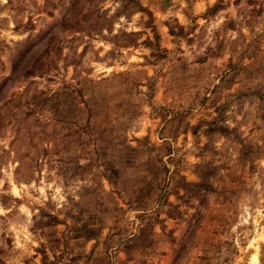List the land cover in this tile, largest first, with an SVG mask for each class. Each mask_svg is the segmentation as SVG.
Here are the masks:
<instances>
[{
  "label": "rangeland",
  "instance_id": "rangeland-1",
  "mask_svg": "<svg viewBox=\"0 0 264 264\" xmlns=\"http://www.w3.org/2000/svg\"><path fill=\"white\" fill-rule=\"evenodd\" d=\"M0 264H264V0H0Z\"/></svg>",
  "mask_w": 264,
  "mask_h": 264
}]
</instances>
